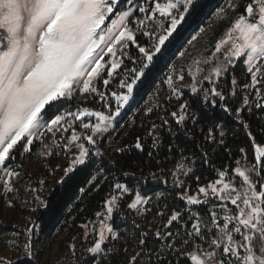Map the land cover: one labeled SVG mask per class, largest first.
<instances>
[{
  "label": "snow or ice",
  "instance_id": "snow-or-ice-1",
  "mask_svg": "<svg viewBox=\"0 0 264 264\" xmlns=\"http://www.w3.org/2000/svg\"><path fill=\"white\" fill-rule=\"evenodd\" d=\"M122 2L0 0V187L5 195L14 191L13 181L20 178V166H10L16 159V153L21 156L30 153L31 146L40 141L42 148L39 154L51 155V146L44 142L49 134L57 147L71 153L68 166L63 169L64 176L89 161L93 153L86 144L95 148V156L103 155L97 146L98 138L107 133L116 117L120 116L137 82L194 5V0H126L122 7ZM237 8L233 0H227L216 15L224 19L228 10L236 11ZM200 31L203 32V29ZM138 33L148 38L144 44L138 41ZM196 39L194 35L189 44ZM131 46L138 50V58L129 53ZM183 55L181 52L180 56ZM125 58L139 67L124 68ZM241 59L247 66L250 80L239 86L235 77L232 78L233 88L241 87L245 92L241 106L233 112L218 82L229 66ZM202 65H209L207 74H204ZM122 68L124 75L118 85L121 91H112L110 95L101 91L99 82L102 81L107 89ZM188 74L192 83L185 86L190 88L191 93L202 92L204 102L213 107L218 104L248 130L243 110L254 104L256 109L264 112V0H249L243 12L230 20L221 38L215 42L211 55L194 60ZM199 76L202 79H198ZM178 79L183 81V74ZM203 81H208L211 87H198ZM164 83L171 95L179 99L177 78L169 74ZM231 95H236L235 91ZM74 97H79L81 102H90L98 97L102 109L80 106L76 111L56 114L45 120V116L57 107L54 102ZM147 111L150 113L152 109ZM171 116L178 125H183L187 119L195 120V114L189 113L187 102L181 103ZM163 123L168 121L163 119ZM77 128L82 131L78 133ZM157 128V125H152V130ZM152 130L149 135H153ZM247 135L254 149L253 162L242 166L237 160L235 168L226 166L217 170V178L204 185L198 184L196 194H189L184 180L179 178L181 175L188 176L191 168L178 161L171 172L174 187L181 189L178 195L187 205L212 204L208 210L210 223L202 225L201 217L192 212L191 230L173 233L168 230L169 226L182 219L181 212L173 210L163 225L165 231L158 229L155 232L156 239L162 242L160 248L145 253L148 233H142L136 245L140 251L129 252L127 247L122 250L124 264H141L145 255L148 257L147 264H153V261L155 264H172V257L176 264H181V258L186 264H264V144L257 143L251 131ZM220 136H224L223 131ZM57 137L62 144L57 143ZM205 139L215 142L213 129H209ZM157 142L153 135V145ZM220 143H223L222 139ZM135 148L142 150L139 138ZM239 152L246 160L247 150L241 147ZM204 157V162L208 163L207 153ZM104 171L100 169L88 181L93 191L107 181V177L103 180L99 178ZM196 180L199 182L200 177ZM44 183V180L40 181L41 186ZM112 187L113 193L104 199L101 211L95 213L96 220L80 225L85 229L84 238L90 235L93 238L91 246L86 249L88 253L110 254L116 249L108 247V243L121 239L111 220L119 201L130 189L120 182ZM26 191L34 194L37 206H45L44 199L37 194L39 189L26 188ZM80 191L83 193L85 189ZM8 203L11 206V201ZM148 203V198L136 192L127 207L142 215L148 209L139 206ZM217 209L223 212L222 220ZM205 226L208 227L207 232L203 230ZM35 227V222L30 221L24 229L22 247L28 257H33L32 234ZM212 229H216L215 233ZM237 235L240 239H236ZM254 237L258 238L259 244ZM9 243L17 247L15 242ZM69 248L74 253L75 244L69 245ZM0 264L13 262L0 258Z\"/></svg>",
  "mask_w": 264,
  "mask_h": 264
},
{
  "label": "trees",
  "instance_id": "trees-1",
  "mask_svg": "<svg viewBox=\"0 0 264 264\" xmlns=\"http://www.w3.org/2000/svg\"><path fill=\"white\" fill-rule=\"evenodd\" d=\"M221 2L222 0H194V5L185 15L177 31L166 41L152 65L134 87L133 102L119 119V123L123 125L119 132L109 144L104 137L98 142L97 146L102 151V156L91 154L86 165L77 166L72 173L64 176L63 169L68 163L59 161L66 156L71 157V153H66L62 147L52 146V154L46 157L34 154L41 145L40 141L31 146L32 151L27 155L30 165L25 169L24 178L20 183L28 181L29 188L39 189L37 194L44 199L45 206H37L34 200L14 198L12 195L8 199L18 216L27 217L25 219L28 221L27 225L30 221L35 222L36 227L32 234L33 248L40 237L50 235L56 229L62 233L60 251L57 252L53 264H124L125 255L122 250L127 247L129 252L140 251L136 245L142 233H148L144 252L158 249L162 242L156 239L155 232L158 229L165 231L163 225L167 223L173 210L180 211L182 219L174 221L168 230L173 233L177 231L184 233L189 230L191 223L187 221V204L178 195L181 189L174 187L172 183L171 172L178 161L192 169V172L183 178L184 187L189 189V192L198 189V184L204 185L216 179L217 170H223L226 166L234 168L236 161L244 158V154L239 152L241 147L247 150L246 160L253 162L254 149L247 132L251 131L257 143L264 144V112L255 107L244 109L242 116L249 124V129L245 130L233 115L223 111L218 104L213 107L210 103L204 102L202 92L193 94L190 89H182L180 98L177 99L166 93L167 85L163 80L171 60L182 45L210 19ZM244 7L245 5H241L237 14L242 13ZM138 41L144 44L146 38L138 36ZM128 51L137 58L139 53L134 46ZM125 61L130 68L136 67L127 58ZM244 73L242 60H238L218 82L220 89L228 97V104L233 112L236 107H240L245 92L241 87L234 89L231 80L235 77L238 85L242 86L249 79ZM198 87L209 88L211 85L203 81ZM233 91L236 93L234 96L231 95ZM156 100L160 101L154 104ZM184 102L189 105V113L195 114V120L187 119L183 125H178L171 113L177 111L179 105ZM54 103L57 107L45 116V120H50L60 113L61 104ZM149 108L152 109L150 113L147 111ZM162 118L168 123L164 124ZM153 124L158 126L156 130H152ZM210 128L213 129L215 142L205 139ZM150 130L158 140L155 145L153 135H149ZM221 131L224 132L223 137L220 136ZM138 138L142 143V150L135 148ZM118 148L122 151H116ZM55 150L60 152L55 153ZM204 153H207L208 163L204 162ZM25 157V154L21 156L17 152L16 159L10 166H20L18 168L22 170ZM102 168L105 171L99 178L108 179L98 190L93 191V186L89 185L88 181ZM196 177H200L199 182ZM41 180L45 181L43 186L40 184ZM116 182L124 183L130 189L129 194L124 195L119 201L111 220L114 230L120 234L121 239L118 242L110 241L107 245L114 247L116 251L96 256L86 251L92 241L90 238H84V229L80 225L96 220L95 213L101 211L104 199L113 193L112 186ZM81 188L85 189L83 193L80 191ZM29 192L33 197L34 194ZM136 192L142 197L149 198L146 205L148 211L141 219H137L135 211L127 207ZM21 221L23 222L22 219ZM16 228L3 225L0 219V240L3 239L0 242L7 251L11 252V249L15 252L13 264H39L34 257L25 255L22 247L25 242L24 232L19 235L15 233ZM255 241L259 244L258 239ZM9 242H15L17 247H12ZM71 244H75L74 253L69 248ZM171 259L172 264H176L175 258ZM147 260L148 257L145 255L141 264H147ZM181 264H186L184 258H181Z\"/></svg>",
  "mask_w": 264,
  "mask_h": 264
},
{
  "label": "rangeland",
  "instance_id": "rangeland-1",
  "mask_svg": "<svg viewBox=\"0 0 264 264\" xmlns=\"http://www.w3.org/2000/svg\"><path fill=\"white\" fill-rule=\"evenodd\" d=\"M248 2H249V0H233V3L237 4L238 8L241 5H246V3H248ZM226 3H227V0H222V2L219 4L220 6L217 9H215V11L211 15L210 19L208 21L204 22L203 25L199 28V30L197 32H195L193 35H191L189 37V39H187L185 41V43L182 45L179 52L171 60L169 66H168V69L166 71V75L164 76L163 80H165L167 78V76L169 74H171L177 78V86L180 88V90L186 89V88L190 89L189 87L185 86V85H190L192 83L191 76L188 74L189 66L192 65L194 60L203 59V58L211 55V52L214 50L215 42L219 38H221V36L225 32L226 28L229 26L230 20L237 15L238 8L236 11L228 10L227 16L224 19H220L217 17L216 13H217L218 9H220L221 7H224L226 5ZM136 14L138 15V13H136ZM201 29H203V32L200 31ZM194 35L197 36V39L192 41L191 44H189V41L192 39V37ZM137 36L141 37L142 35L138 33ZM145 38L147 41L148 38L147 37H145ZM134 48H136V47L134 46ZM181 52L184 53L183 56H180ZM138 57H139V54L137 55V58ZM220 59H222V56L220 57ZM125 60H126V58H125ZM125 60H124V68H130L129 66L126 65L127 63ZM241 60H242V65L244 66V72H245L244 74H247L249 76V74L247 73V66L244 64L243 59H241ZM232 66L233 65L229 66V68ZM136 67H139V65L136 64ZM202 67L205 68L204 74H207V68L209 67V65H202ZM124 68L119 70L118 75L116 76V78H114L111 81V83L107 89L104 88L102 81H100L98 84L100 90L104 91L107 95H110V93L112 91H121V89H119L118 85L120 82V78L124 75ZM180 74H183V76H184L183 81H180L178 79ZM104 76L106 78V73L104 74ZM198 79H202V76H199ZM249 80H250V76H249V79L247 80V82L246 81H243V82L248 83ZM204 82H208V81H204ZM123 91H126V89H124ZM166 93H170V90L168 89L167 86H166ZM250 98H252V97H250ZM133 99H134V94L132 95V97H130L128 104H126L125 107L121 110L120 116L116 117V119L113 122V125L109 129V131L107 133H105L102 137L98 138V142L103 137L106 139L107 144L112 142L115 135L119 132V130L123 126L122 123H119V119L123 116V114L126 111V108H128V106H129V104L131 102H133ZM159 101L160 100L154 101V104H157ZM58 102L61 104V107H62L60 113H66L68 111H76L77 108L80 106H87V107L94 108V109H102V102L99 101L98 97H94L90 102H81L79 97H74L70 100L69 99H62L61 101H58ZM114 107H115V103L113 101V108ZM253 107H255L254 104L250 108H245V109H253ZM76 131L79 133L82 130L77 128ZM68 134H70V133H68ZM46 141H47L48 145H51V147L53 146L54 148H57L56 144L53 143V139L51 138V134H49L47 137H45L44 142L46 143ZM36 142H38V141H36ZM57 143H61V144L63 143L62 141L59 140V137H57ZM86 146L89 147L92 150L91 152H93V154H94L95 148L93 146L87 145V144H86ZM41 148H42V145H40V147L35 150L34 154H39L41 151ZM57 152H60V150H55V153H57ZM27 155H28V153H25L26 157H25L24 162H23V164H24L23 169L19 170V168H18V171L20 172V178L18 180L13 181L14 191L7 193L5 195L3 188L0 187L1 188L0 202H1V211H2L0 213L1 222L5 226H8V225L16 226L17 228L15 229L16 230L15 233H18L19 235H21V233L24 232L25 226L27 225L26 223L28 222L25 220V219H27V217L22 218V217L18 216V213L15 211L16 209L15 208L13 209L14 206H13L12 202H11V206H9L8 202L10 200L8 199V197L10 195H12L14 198L17 197V198H25L26 200H30V201L33 200V197H31V193L29 191H26V188H29L28 181H24V182L20 183V181L24 178L25 169L27 167H29V165H30V162H29ZM46 157H47V155H46ZM70 159H71V157L66 156V157L60 159L59 162H64L66 164V163H68V161ZM240 162H241L242 166L245 164H250V162H248L244 158H242L240 160ZM236 166L237 165L235 163L234 168ZM12 167H14V166H12ZM184 177L185 176L181 175L179 178L183 180ZM173 181H174V178L172 180V183H173ZM197 191H198V189L194 190L193 192H189V194H196ZM127 194H129V192L124 194V195H127ZM134 197H135V195L133 196V198ZM217 203H219V202H217ZM139 207L146 208V205H140ZM211 207H212L211 203L204 204V205H193V206L187 205V221H189L191 223V213L196 212L201 217L202 225H208L210 223V214H209L208 210ZM229 207H234V206L229 205ZM134 211L136 213L137 219H141V217L145 213L144 212L142 215H138L136 210H134ZM217 211H218V214L220 215V218L222 220V218H223L222 210L217 209ZM21 219L23 220V222L21 221ZM89 228H91V224H89ZM189 230H191V227ZM203 230L205 232H207L208 227L205 226ZM84 231H85V229H84ZM211 231H212V233H215L216 229H212ZM62 238H63L62 233L56 229L50 235L40 237L39 240L37 239L36 240V246L33 248V252H34L33 257L35 258V260L38 261L39 264H53L54 260H55V256H57V252L60 251L59 247H60V243H61ZM88 238H90V241H92V239H93L91 235ZM236 239H240V237L237 235ZM256 239H258V238L254 237V240H256ZM1 240H3V239H1ZM10 251L11 252L7 251L4 248V245L1 244V242H0V258H4L6 260L13 261V258L15 257V252L11 249H10ZM94 255L97 256L98 254H94Z\"/></svg>",
  "mask_w": 264,
  "mask_h": 264
}]
</instances>
